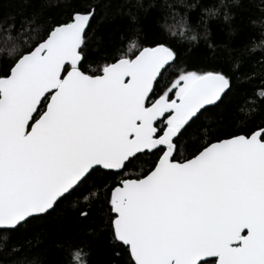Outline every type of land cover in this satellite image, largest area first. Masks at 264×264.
<instances>
[{
    "label": "snow or ice",
    "instance_id": "1",
    "mask_svg": "<svg viewBox=\"0 0 264 264\" xmlns=\"http://www.w3.org/2000/svg\"><path fill=\"white\" fill-rule=\"evenodd\" d=\"M251 2L163 0L162 28L212 47V25ZM58 6L46 25L0 18V249L22 252L18 234L70 205L82 219L101 210L116 264H264V86L240 102V126L221 127L214 114L234 103L236 75L185 66L138 27L93 55V22L111 4ZM122 7L133 21L144 10ZM258 8L251 45L264 50Z\"/></svg>",
    "mask_w": 264,
    "mask_h": 264
},
{
    "label": "trees",
    "instance_id": "2",
    "mask_svg": "<svg viewBox=\"0 0 264 264\" xmlns=\"http://www.w3.org/2000/svg\"><path fill=\"white\" fill-rule=\"evenodd\" d=\"M110 3L111 11H101L93 22V55L126 45L125 36L135 33L137 27L144 42L168 39L176 49L180 61L193 69L221 68L237 76L233 89L234 103L231 107L218 110L214 120L224 128L240 126L239 107L245 97H252L264 83V50L253 49L251 41L258 38L259 0H252L232 25L214 23L210 32L212 47L201 41L192 46L171 40L163 30V0H138L144 10L133 21L129 10L122 7V0H100ZM64 10L58 0H0V18H8L18 26L32 17L42 25L52 23ZM253 76V79H248ZM259 119V117H258ZM139 171V168L135 169ZM23 250L15 255L0 249V264H17L27 258L29 264H70V254L75 249L83 250L86 264H116L110 243V235L104 223V216L97 207L87 219L78 215L77 209L65 205L46 220L27 232L18 234L13 241Z\"/></svg>",
    "mask_w": 264,
    "mask_h": 264
}]
</instances>
